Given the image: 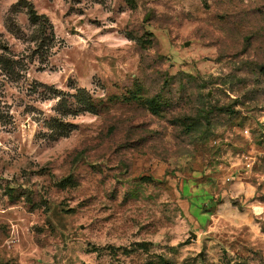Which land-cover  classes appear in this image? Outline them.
Here are the masks:
<instances>
[{
  "label": "rangeland",
  "instance_id": "rangeland-1",
  "mask_svg": "<svg viewBox=\"0 0 264 264\" xmlns=\"http://www.w3.org/2000/svg\"><path fill=\"white\" fill-rule=\"evenodd\" d=\"M0 264H264V0H0Z\"/></svg>",
  "mask_w": 264,
  "mask_h": 264
},
{
  "label": "trees",
  "instance_id": "trees-1",
  "mask_svg": "<svg viewBox=\"0 0 264 264\" xmlns=\"http://www.w3.org/2000/svg\"><path fill=\"white\" fill-rule=\"evenodd\" d=\"M27 8H28L29 17L32 21H36L42 17H45L43 14H37L32 4H28ZM150 105H156V104L150 103ZM157 106L162 107V102H159Z\"/></svg>",
  "mask_w": 264,
  "mask_h": 264
}]
</instances>
